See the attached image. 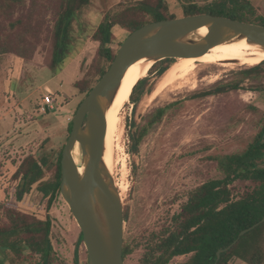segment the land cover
I'll return each instance as SVG.
<instances>
[{
	"label": "rangeland",
	"instance_id": "obj_1",
	"mask_svg": "<svg viewBox=\"0 0 264 264\" xmlns=\"http://www.w3.org/2000/svg\"><path fill=\"white\" fill-rule=\"evenodd\" d=\"M141 1L91 0L72 22L65 60L54 65V24L62 0H0V227L9 224L4 216L6 208L39 220L49 216L56 255L53 264H88L81 229L61 195L48 208V198L38 189L39 183L19 200L18 166L29 155L55 161L86 96L80 89L96 85L101 70L110 65L98 55L94 32L106 14L122 13ZM150 2L153 5L158 0ZM250 2L256 10L254 16L264 18V0ZM165 3L168 14L184 17L180 2ZM113 34L109 47L117 53L131 33L116 26ZM173 61L158 64L153 73L155 65L148 69L143 86L136 92V104L131 99L136 85L133 87L118 117L124 124L122 138L119 143L113 141L107 154L123 200L124 219L128 215L124 248L130 246L131 252L124 264H143L153 234H161L171 224L190 193L224 177L215 158L243 152L264 128V66L252 69L238 64L228 68L220 63L199 64L186 80L150 100L149 89L154 90L162 70ZM230 84H239L240 89L198 97ZM170 104L162 121L149 128L134 151L131 135L147 127L156 110ZM54 172V166L46 169L44 180H51ZM252 187L249 181L230 185L236 197ZM259 242L264 252V231ZM25 254L12 261L13 255L0 253V262L31 264L32 256L28 251ZM191 256L175 257L169 264H185ZM231 262L244 263L236 259Z\"/></svg>",
	"mask_w": 264,
	"mask_h": 264
},
{
	"label": "trees",
	"instance_id": "obj_2",
	"mask_svg": "<svg viewBox=\"0 0 264 264\" xmlns=\"http://www.w3.org/2000/svg\"><path fill=\"white\" fill-rule=\"evenodd\" d=\"M90 1L62 0L61 11L54 24L56 40L53 64L65 60L72 22L77 13L88 6ZM179 2L184 16L211 14L264 26V18L254 16L256 10L250 0H179ZM199 2L204 4L200 6ZM150 4V0H143L122 13L104 16L92 39L99 44L98 55L105 58L110 65L108 69L101 70L98 81L110 69L116 56L109 47L114 39V27L121 26L132 33L148 23L177 18L176 15L168 14L165 0ZM165 61L169 59L156 63L151 72L153 73L157 65ZM263 66L264 62L252 69H262ZM167 69H163L161 75ZM143 84L141 80L133 90L131 99L134 104L136 92ZM93 87H85L80 91L88 95ZM226 87L200 94L198 97L240 89L239 84H230ZM152 91L153 87L148 93L151 94ZM170 107L171 105H168L156 110L150 117L147 127L141 129L137 135H131L134 151L138 150L149 128L161 122ZM72 124L73 121L68 128L69 134ZM62 152L63 149L53 163L48 156L39 157L40 155H29L21 162L16 172V177L21 180L17 191L19 200L34 184L39 183L38 189L48 198V208L51 207L60 195ZM215 159L224 177L210 180L190 193L180 212L172 216L171 224L164 228L161 234H153V242L149 245L150 250L145 254L143 264H169L173 258L187 254L192 256L185 264H231L233 259H240L247 264H264V252L259 242L264 231V222L242 236L229 251L222 253L217 261L218 250L227 248L238 238L241 231L264 218V166H261L264 162V128L243 152ZM53 166L54 176L51 180L45 181L46 169ZM236 181H249L253 183V187L251 191L236 197L230 188ZM4 216L9 223L0 227V253L4 257L11 254L14 257L12 261L18 260L26 255L25 251H28V255L32 256L31 264H53L56 255L50 239L52 223L49 216L46 220H39L13 208H6ZM127 218L128 215H125V220ZM80 239L83 241L82 233ZM129 252L131 247H125L124 259Z\"/></svg>",
	"mask_w": 264,
	"mask_h": 264
},
{
	"label": "water",
	"instance_id": "obj_3",
	"mask_svg": "<svg viewBox=\"0 0 264 264\" xmlns=\"http://www.w3.org/2000/svg\"><path fill=\"white\" fill-rule=\"evenodd\" d=\"M203 28H207L206 34L201 33ZM241 41L264 51V26L211 14L148 23L126 38L110 69L84 97L62 152L60 195L81 229L88 264H124V205L104 157L107 110L127 69L144 59L156 64L167 59L198 58L214 47ZM77 144L82 172L72 158ZM263 222L264 218L241 231L227 248L218 250L217 261Z\"/></svg>",
	"mask_w": 264,
	"mask_h": 264
},
{
	"label": "bare ground",
	"instance_id": "obj_4",
	"mask_svg": "<svg viewBox=\"0 0 264 264\" xmlns=\"http://www.w3.org/2000/svg\"><path fill=\"white\" fill-rule=\"evenodd\" d=\"M207 31H208L207 28L201 29L202 34H206ZM234 60H239V63H234ZM263 60H264V51L259 49L257 46L248 44L245 41L223 44L214 47L209 51H207L203 56L198 58L195 57L178 58L175 61H173V63L160 77L154 90L150 94V100L157 98V96H159L160 93H162L168 87L174 86L179 82L186 80L190 75H192L195 72L199 64L220 63L222 67H226V68L233 67L237 64L241 66L253 67L261 64ZM153 65H155L153 62H148L145 59L131 65L127 69L125 76L123 77L121 86L117 92V95L113 103L110 105V107L107 110L106 151H105L104 159H105V163L107 164L111 172L112 169L107 154L109 152V149L113 141L114 143L115 142L119 143L123 133L124 124L118 117L122 112L121 110L123 108L124 103L126 102V99L131 95L133 87L143 79V77L148 73V69H150ZM72 158L77 164L79 170L82 172L83 170L82 154L79 144H77V146L75 147Z\"/></svg>",
	"mask_w": 264,
	"mask_h": 264
},
{
	"label": "crops",
	"instance_id": "obj_5",
	"mask_svg": "<svg viewBox=\"0 0 264 264\" xmlns=\"http://www.w3.org/2000/svg\"><path fill=\"white\" fill-rule=\"evenodd\" d=\"M236 260L239 261L240 263L242 262V260H238V259H236ZM239 262H238V263H239ZM231 263H232V262H231ZM242 264H246V263H245V262H244V263L242 262Z\"/></svg>",
	"mask_w": 264,
	"mask_h": 264
},
{
	"label": "flooded vegetation",
	"instance_id": "obj_6",
	"mask_svg": "<svg viewBox=\"0 0 264 264\" xmlns=\"http://www.w3.org/2000/svg\"><path fill=\"white\" fill-rule=\"evenodd\" d=\"M178 1V3H179V0H177Z\"/></svg>",
	"mask_w": 264,
	"mask_h": 264
}]
</instances>
